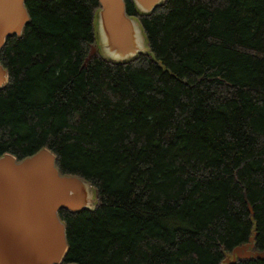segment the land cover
<instances>
[{"label":"trees","instance_id":"obj_1","mask_svg":"<svg viewBox=\"0 0 264 264\" xmlns=\"http://www.w3.org/2000/svg\"><path fill=\"white\" fill-rule=\"evenodd\" d=\"M124 2L150 54L85 63L98 0H25L0 50V155L45 147L95 190L93 211H58L61 264H220L251 236L264 251V0Z\"/></svg>","mask_w":264,"mask_h":264},{"label":"water","instance_id":"obj_2","mask_svg":"<svg viewBox=\"0 0 264 264\" xmlns=\"http://www.w3.org/2000/svg\"><path fill=\"white\" fill-rule=\"evenodd\" d=\"M131 1L140 15L150 14L165 2ZM98 2L93 18L95 45L85 63L95 54L113 63L150 54L144 29L137 17L127 14L124 0ZM29 19L25 0H0V50L7 36L22 35ZM7 82L8 71L0 63V88ZM94 191L86 179L61 174L55 155L45 147L21 160L10 153L0 155V264H61L68 243L58 211H93ZM253 246L251 236L220 264L237 258H264V251H253Z\"/></svg>","mask_w":264,"mask_h":264}]
</instances>
